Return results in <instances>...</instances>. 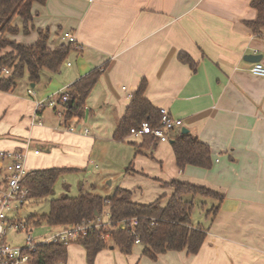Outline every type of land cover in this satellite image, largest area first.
<instances>
[{
	"label": "crops",
	"instance_id": "obj_1",
	"mask_svg": "<svg viewBox=\"0 0 264 264\" xmlns=\"http://www.w3.org/2000/svg\"><path fill=\"white\" fill-rule=\"evenodd\" d=\"M251 3L252 0H46L45 4H33L34 18L28 34L22 31L20 18L14 23L21 31L4 34L10 40L33 45L38 39L37 29L49 28V48L70 44L69 38L74 36L81 49L68 55L77 61L74 66L67 58L65 66L74 68L64 73L62 80L54 78L63 74L61 71L57 75L44 71L45 80L58 86L55 94L48 96L41 89L43 84L30 81L26 88L19 89L17 85L11 92L0 91V151L26 150L28 171L50 167L81 169L76 165H88L97 141L104 140L107 151L120 149L121 145L133 149L134 159L118 186L130 189L135 201L150 203L164 196L166 203L173 188L162 182L173 179L204 185L225 196L214 220L210 222L206 215L205 223L197 225L208 226L198 253L168 251L152 260L143 254L144 246L136 243L130 254L115 246L107 247L98 252L94 264H264V77L253 75L249 70L253 62L245 59L247 54H261L260 61L264 63V30L255 34L247 24L258 17ZM181 52L193 59L194 69L180 59ZM104 64V73L81 119L66 121V106L59 101L60 94ZM144 79L145 96L151 103L182 119L183 127L210 146L211 169L188 166L181 171L171 140L151 142L139 154L133 142L141 144L143 136L114 140L132 95ZM30 88L35 95L28 92ZM47 98L56 104L37 113V102ZM93 116L98 133L88 123ZM147 152L153 154L159 166L158 176H150L149 170L143 168L142 158ZM42 154L45 159H39ZM131 157L132 154L128 159ZM167 161L173 167L165 174L161 168ZM0 172L3 187L2 161ZM150 179L155 180L159 191L151 194L153 200L148 202L143 200L139 183ZM19 213L20 210L14 215ZM86 255L85 248L72 241L63 263L88 264Z\"/></svg>",
	"mask_w": 264,
	"mask_h": 264
},
{
	"label": "trees",
	"instance_id": "obj_2",
	"mask_svg": "<svg viewBox=\"0 0 264 264\" xmlns=\"http://www.w3.org/2000/svg\"><path fill=\"white\" fill-rule=\"evenodd\" d=\"M35 2L45 4L46 0H0V72L3 68L10 70L7 75L3 71L0 73V91L15 90L18 80L26 73L29 81L32 84H37L44 71H49L52 74L59 72L68 55L76 49V43H62L53 49L49 48V28L37 29L38 39L33 45L4 37L5 33L16 34L21 31L20 27L14 23L17 18L22 20V31L26 34L30 32V24L34 18L32 7ZM251 4L257 9L258 17L255 20L247 21V24L255 34H262L264 30V0H252ZM179 57L193 69L196 67L193 59L186 52H181ZM105 68L106 64L95 67L71 84L66 90L68 93L66 102L63 103V93L60 94L59 101L66 106V121L81 119L86 109L87 100ZM146 87L147 81L144 79L132 95L127 111L114 132V140L125 141L131 135V129L140 127L143 121H149L153 127L161 125L160 108L153 105L145 96ZM143 137L144 140L141 144L133 142L137 147L136 154L144 153V149L151 142L154 144L159 142L151 135ZM172 140L177 166L181 171L188 166L207 170L213 167L210 146L191 132L183 134L179 131L171 137ZM73 170L77 171L78 168L34 169L28 172L23 184L29 188L31 199L46 198L52 195L59 178ZM162 183L165 187L173 188V193L166 203L163 201L164 196H160L150 203L135 201L133 192L123 187H118L108 197L94 192H85L79 196L63 195L50 200L48 213L31 215L28 224L30 227L43 222L60 227L79 226L84 223L91 225L107 211L109 213L108 220L112 223L110 228L105 230L93 225L85 235L80 234L75 240L85 248L88 264H94L98 252L110 246L117 247L124 254H130L137 240L144 246L143 254L152 260H156L160 254L168 251H186L189 254H196L206 239L208 229L192 224L195 198L201 196L216 200L218 204L209 211L215 216L225 196L204 185L179 179ZM186 196L189 198L187 197V199ZM134 218L137 219V223L133 229L130 227L123 229L119 225L122 221L129 222ZM106 234H109L110 239L105 238ZM68 244L63 241L39 243L32 251V264L65 262L68 257Z\"/></svg>",
	"mask_w": 264,
	"mask_h": 264
},
{
	"label": "rangeland",
	"instance_id": "obj_3",
	"mask_svg": "<svg viewBox=\"0 0 264 264\" xmlns=\"http://www.w3.org/2000/svg\"><path fill=\"white\" fill-rule=\"evenodd\" d=\"M7 50L10 49L7 48ZM68 60L71 61V63L75 66V63L77 61L75 56L73 57L70 56ZM74 66L67 67L65 66V64H63V66L60 69V71L63 74L60 75L57 72L58 76H55L54 78L62 80L63 79L62 75H64V73L72 72ZM50 74L57 75L56 73L55 74L50 73ZM18 81H19L18 83L19 89L26 88L30 85L27 73ZM39 83L40 85L41 84L44 85L43 87H41V89H44V92L47 93L48 96L53 95L57 92V91L53 92L58 88L56 82H52L50 84V82L48 80H45L44 76H42L38 84ZM47 99L50 100V98ZM42 100H46V99H42ZM95 119L96 118L94 116L89 118L90 121L88 123L90 124V126H93L91 130L93 132L96 131L98 133L97 131L98 124L96 122L97 120ZM181 128L182 127H178L170 131L169 132L170 136L173 137L177 132L181 130ZM103 134L104 132H102V135ZM44 151L46 152V150L43 149L42 153H45ZM133 153H134L133 149L131 147L129 148L128 145L125 146L121 145L120 149L113 147L110 148L109 151H107L104 146V140H98L94 149L92 160L89 161L88 165L86 164L83 167V165L78 164L76 166L82 167L81 169H78L77 171L73 170L67 172L62 177H60L54 187V191L52 195H50L49 197L42 199L28 200L20 209L19 216L17 215L16 219H18L19 221L26 220L28 222L29 221L28 219L31 215H41L48 213L50 210V200L52 198H59L63 195L79 196L80 194H83L85 192L98 193L104 197H108L112 195L114 191L119 187L118 184H120V182L122 181L125 170L126 172L128 171L129 169L128 165L130 164L131 160L134 159ZM130 154H132V157L128 159V156H130ZM146 155L147 156H144V158H142L145 160L143 168L145 167L144 169L146 172L149 170V172L147 173H150V176H158L159 166L156 164V161L153 159L154 158L152 157L153 154L147 152ZM39 159H45L44 154L39 156ZM37 161L38 163L41 162L40 160ZM172 167L173 166L171 162L167 161L166 163H164L161 169H163L164 173L166 174L169 169H172ZM190 167L200 169L194 166H190ZM3 180H4L3 174L0 172V182L3 183ZM154 181L155 180L150 179L144 181L143 183H139V186L140 185L142 186L143 200L150 202V200L151 201L153 200L150 199L152 198L150 197V195L155 194L156 192L158 193L159 190L155 185ZM93 184H95V187L92 186ZM187 197L188 196H186V198ZM217 204H218L217 201L214 199L205 198L201 196L196 197L195 207L192 213V221L194 225L197 226L200 222L204 224L206 215L209 216L210 222L214 220L215 218L214 214L209 211H211ZM101 218L102 220H104V222L108 221L109 216L108 214H106V211L101 215ZM30 228H33V231L31 233L35 242L43 241L44 239L54 235L59 230L58 227L51 226L45 222L41 223L40 225L31 226ZM204 228L208 229V226ZM7 239L9 242L15 243L20 247H25L27 245V236L25 231L12 228L8 231ZM106 239H110V237L109 236L107 237L106 235Z\"/></svg>",
	"mask_w": 264,
	"mask_h": 264
},
{
	"label": "built area",
	"instance_id": "obj_4",
	"mask_svg": "<svg viewBox=\"0 0 264 264\" xmlns=\"http://www.w3.org/2000/svg\"><path fill=\"white\" fill-rule=\"evenodd\" d=\"M69 40L70 43H76V48L81 49V46L78 45L74 36L70 37ZM249 70L255 76L264 77V63L261 61L254 62ZM3 71L6 74L10 73V70L7 68H4ZM28 92L31 95L36 94L35 90L32 88H30ZM67 100L68 93L64 91L63 103ZM55 104L56 102L53 99L38 101L37 113L44 109V107L48 105L53 106ZM160 111L162 114L160 126L153 127L149 121H143L140 127H134L131 129V135H151L159 142H169L171 140L169 132L178 127H183L184 121L173 117L165 108H161ZM75 127H71L70 130H75ZM88 132L89 130L86 129L85 133ZM36 153H38V151ZM26 159V150L0 151V161L4 162L5 170V184L3 187H0V264H32V251H34L39 243H50L56 241L70 243L75 241L80 234L85 235L88 229L93 225L96 228H104L105 230L112 225L111 221L108 220L107 222H104L101 217H98L94 224L90 225L87 223V225L84 223L79 226H62L51 237L40 242H35L28 222L26 220L19 221L14 215L19 212L28 200L31 199L29 188L23 184V180L29 172L26 168ZM106 214L109 216L107 211ZM136 223L137 219L134 218L129 222L122 221L119 225L122 226L123 229H127L128 227L133 229ZM12 228L25 231L27 236V245L25 247L13 245L7 240L8 231ZM106 235L107 237L109 236V234ZM136 243H139V240H137ZM58 264L64 263L60 262Z\"/></svg>",
	"mask_w": 264,
	"mask_h": 264
},
{
	"label": "water",
	"instance_id": "obj_5",
	"mask_svg": "<svg viewBox=\"0 0 264 264\" xmlns=\"http://www.w3.org/2000/svg\"><path fill=\"white\" fill-rule=\"evenodd\" d=\"M262 55L261 54H247V55H245V59L247 60V61H249V62H259L261 59H262ZM190 132V130L188 129V128H186V127H183L182 128V133L183 134H187V133H189ZM170 143L172 144L173 143V140L172 141H170ZM97 214V213H96Z\"/></svg>",
	"mask_w": 264,
	"mask_h": 264
}]
</instances>
